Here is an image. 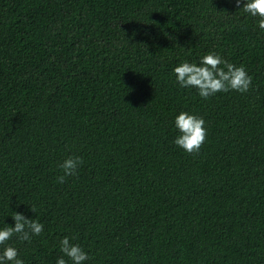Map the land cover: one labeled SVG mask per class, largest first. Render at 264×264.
<instances>
[{
    "label": "trees",
    "instance_id": "1",
    "mask_svg": "<svg viewBox=\"0 0 264 264\" xmlns=\"http://www.w3.org/2000/svg\"><path fill=\"white\" fill-rule=\"evenodd\" d=\"M242 7L0 0V229L44 225L0 251L56 264L68 236L84 264H264V32ZM208 53L250 90L181 88L173 69ZM182 111L205 120L198 154L174 143ZM69 156L84 162L59 183Z\"/></svg>",
    "mask_w": 264,
    "mask_h": 264
},
{
    "label": "clouds",
    "instance_id": "2",
    "mask_svg": "<svg viewBox=\"0 0 264 264\" xmlns=\"http://www.w3.org/2000/svg\"><path fill=\"white\" fill-rule=\"evenodd\" d=\"M235 3L237 7L243 4V12L256 18L257 27L264 32V0H235ZM173 73L181 88H195L203 99H209L219 92L235 91L244 94L252 86V76L243 65L236 66L216 53L202 56L198 64L182 62L173 69ZM174 125L180 133L174 140L175 145L190 155L198 154L208 135L204 118L182 111L175 117ZM83 162L82 157L69 156L65 159L59 165L63 175L57 178L58 182L64 183L66 177L75 175ZM31 211L35 212V209L31 207ZM12 219L14 227L0 229V245H6L13 236L31 242L32 236H39L44 230L42 223L26 218L23 213L14 212ZM73 239L65 236L60 240L63 255L57 258L56 264H67L64 257L72 264H84L89 259L79 244L71 242ZM18 256V250L8 245L0 251V264H24Z\"/></svg>",
    "mask_w": 264,
    "mask_h": 264
},
{
    "label": "bare ground",
    "instance_id": "3",
    "mask_svg": "<svg viewBox=\"0 0 264 264\" xmlns=\"http://www.w3.org/2000/svg\"><path fill=\"white\" fill-rule=\"evenodd\" d=\"M180 226V225H179Z\"/></svg>",
    "mask_w": 264,
    "mask_h": 264
}]
</instances>
